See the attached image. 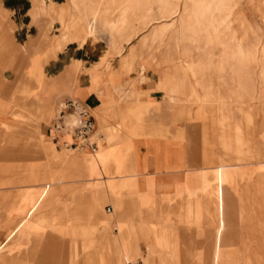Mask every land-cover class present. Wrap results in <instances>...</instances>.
<instances>
[{
  "label": "rangeland",
  "instance_id": "374dc122",
  "mask_svg": "<svg viewBox=\"0 0 264 264\" xmlns=\"http://www.w3.org/2000/svg\"><path fill=\"white\" fill-rule=\"evenodd\" d=\"M58 1L62 2L32 0L30 14L38 34L27 46L36 43L31 46L35 51L44 47V61L70 42L82 45L87 39L74 35L73 18L78 11L89 22L87 13L95 5L102 8L101 20L97 36L88 40L99 41L101 50H106L88 68H82L79 60L72 61L51 81L40 69L26 68L27 61L39 54L29 55L26 47L16 45L10 28L0 21V264H126L137 258L146 264H155L154 258L157 264H164L166 258L170 259L166 264H180L177 239L171 240L174 231H136L113 220L116 203L109 164L115 161L119 172L128 171L123 170L122 162L130 161L131 140L140 135L141 98L149 95L135 85L148 79L145 73L149 66L150 77L155 72L159 80L165 74L172 75L168 86L178 87L182 93L174 99L168 96L170 101L211 104L218 109L237 104L245 115L252 110L264 115V0H80L76 5L71 0ZM7 14L0 6V19ZM63 31L70 33V40L62 49L55 51L49 44L38 43L45 33L57 40ZM195 31L200 35L194 36ZM142 45H147L144 53ZM141 64L147 66L143 74ZM164 65L167 70L162 69ZM220 66L231 68L241 78L232 91L226 88L221 97L207 100L196 88H203ZM81 71L88 75L87 90L101 99L98 107L91 108L97 133L103 135L95 151L62 145L70 135L57 133L52 125L55 112L64 106L65 91L78 87ZM195 72H201L203 84L195 83ZM125 80L130 85H121ZM186 83L192 93L189 100L186 95L181 97ZM161 86L158 84L159 89ZM117 88L142 94L121 97L114 93ZM52 90L58 93L50 101L45 96ZM54 135L59 136L57 142ZM238 147L239 161L252 158L246 139L242 145L238 140ZM109 196L111 213L105 205ZM263 196L264 188L260 201L264 211ZM191 205L186 217L199 224V204ZM219 211L210 261L205 262V255L199 252L194 264H215ZM225 221L228 227L221 247L226 249L227 259L218 264H264V213L259 214L260 229L243 230L237 246L236 240L233 246L225 245L227 238L237 237V231L230 230L231 218ZM138 232L149 240L145 258L138 253Z\"/></svg>",
  "mask_w": 264,
  "mask_h": 264
},
{
  "label": "crops",
  "instance_id": "0c3cea01",
  "mask_svg": "<svg viewBox=\"0 0 264 264\" xmlns=\"http://www.w3.org/2000/svg\"><path fill=\"white\" fill-rule=\"evenodd\" d=\"M32 5V0H0V6L8 11V16L4 15L0 21L10 28L8 31L13 42L26 47L25 51L29 55L39 54L37 59L27 61L26 68L40 69L44 78L52 81L67 70L74 60L81 61L82 68H88L99 61L106 49L101 50L99 41L88 40L95 37L88 34V22L77 10V15L73 18L74 35L87 40L82 45L74 42L65 45L70 40L69 32L63 31L57 40L45 33L38 43L49 44L55 51L65 46L56 56L42 61L41 55L45 48L40 47L35 51V47H31L36 44L34 42L27 46L38 34L37 25L30 14ZM62 35L66 36L65 41ZM146 46H141V52H145ZM193 53L198 54V51ZM171 56L169 54L168 57ZM15 68L20 69V66ZM149 69L148 72L152 70L151 66ZM162 69L167 70V66L164 65ZM146 70L147 66L141 64V73ZM148 72L145 73L148 79L135 85L142 91H148L149 95L141 98L144 109L138 124L140 135L131 140L130 161L122 162L123 170L128 171L119 172L115 161L109 164L112 172L110 184L113 185V199L116 203L113 220H120L124 222L126 229L132 227L136 231L147 228L158 233L164 230L174 231L175 235L171 240L173 242L177 239L180 264H194L199 252H203L204 261L209 262L218 209L220 225L217 230L221 227L223 231L217 235L219 238L216 239V244H224V232L228 227L225 218L229 222L231 218L230 230L237 231L236 239L233 236L229 237V241L226 239V247L233 246L235 240L237 246L243 230L260 229L259 214L264 213L260 205L261 190L264 188V115L260 110H252L249 115H245V111L239 109L237 104L218 109L217 105L201 106L195 102L170 101L168 96L174 99L182 93L178 87L168 86L172 75L165 74L159 80L156 72L153 77L148 76ZM193 75L196 84H203L201 72ZM240 78L241 75L231 68L220 66L203 84L204 87H197L196 90L207 100L221 97L225 94L224 89L232 91L233 85ZM77 80L78 87L65 91L64 100L65 103L75 100L89 111L94 120L91 141L98 149L103 135L97 133L98 124L91 108L98 107L101 99L95 92L87 90L89 79L84 71L78 73ZM31 81L36 85L34 80ZM126 81L128 80L121 85H130ZM187 83L183 85L181 97L186 95L189 100L192 93ZM158 84H162L163 89H159ZM243 89L247 90L246 87ZM57 93L52 90L45 98L52 101ZM114 93L121 97L142 94L131 88L128 91L117 88ZM248 117L251 120H245ZM238 132L240 139L237 138ZM52 139L57 142V136L54 135ZM245 139L252 158L239 161L238 140L242 145ZM70 141L63 139L62 145ZM196 203L199 204L198 213L201 215L199 224L186 217L189 204L194 208ZM105 205H110V213L113 212L110 196ZM193 213L196 211L193 210ZM97 223H101V217ZM114 231L117 232V228ZM138 233V253L145 258L149 240L141 232ZM68 259L67 255L66 261ZM152 261L158 263L157 258Z\"/></svg>",
  "mask_w": 264,
  "mask_h": 264
},
{
  "label": "built area",
  "instance_id": "2783aa9c",
  "mask_svg": "<svg viewBox=\"0 0 264 264\" xmlns=\"http://www.w3.org/2000/svg\"><path fill=\"white\" fill-rule=\"evenodd\" d=\"M69 114L74 115V121L67 123L66 117ZM53 129L60 134H69L71 141L64 142V146L70 148H89L91 151L96 150V145L91 141V135L94 130V120L86 107L82 106L75 100H68L55 112L53 119ZM107 212L111 211V206H106ZM126 264H146L141 259L126 262Z\"/></svg>",
  "mask_w": 264,
  "mask_h": 264
},
{
  "label": "bare ground",
  "instance_id": "6f19581e",
  "mask_svg": "<svg viewBox=\"0 0 264 264\" xmlns=\"http://www.w3.org/2000/svg\"><path fill=\"white\" fill-rule=\"evenodd\" d=\"M78 1H80V0H71V2H73L75 5L76 4H78ZM73 5V4H72ZM78 6H76V8H77ZM74 8V7H73ZM89 11V10H88ZM101 11H102V8L100 7H96L95 5H92L91 6V12L89 13H87V15L90 17V19H89V22H88V25H87V29H88V34L90 35V36H92V37H95V36H97V33H98V25H99V23H100V20H101ZM210 12V11H209ZM75 18V17H74ZM88 18V17H87ZM123 19V18H122ZM121 19V20H122ZM108 20V19H107ZM123 21V20H122ZM195 21V20H194ZM198 21V20H197ZM207 21V20H206ZM108 22V21H107ZM107 22H105V23H107ZM199 22V21H198ZM197 23V22H196ZM104 24V23H103ZM119 24V23H118ZM203 25H204V23H202ZM107 25H108V23H107ZM106 25V26H107ZM121 25V24H120ZM110 26V25H109ZM124 26V25H123ZM201 26V25H200ZM108 27V26H107ZM119 27V26H118ZM197 27H199V26H197ZM204 27V26H203ZM207 27V26H206ZM196 28V27H195ZM106 29V28H105ZM123 29H126V28H123ZM122 29V30H123ZM118 30H119V28H118ZM193 31H194V28H193ZM109 34H111L110 32H108ZM117 33V32H116ZM197 33H199L198 31L196 32H192V34L195 36ZM114 35V34H113ZM112 35V36H113ZM155 35V34H154ZM153 35V36H154ZM191 35V34H190ZM198 35V34H197ZM196 35V36H197ZM199 35H200V33H199ZM152 36V37H153ZM156 36V35H155ZM158 36V35H157ZM111 37V36H110ZM159 37V36H158ZM158 37H156L155 39H157ZM192 39L194 38V37H192V36H190ZM62 38H63V40L65 41L66 40V36L65 35H62ZM114 38V37H113ZM188 38V37H187ZM154 39V40H155ZM159 39V38H158ZM192 39H190V40H192ZM197 39V38H196ZM209 39H212V38H209ZM218 39V38H217ZM194 40H195V38H194ZM153 41V40H152ZM186 41V40H185ZM187 42V41H186ZM188 42H190V41H188ZM193 42V41H192ZM112 43V42H111ZM114 43V42H113ZM191 43V42H190ZM145 44V43H144ZM192 44V43H191ZM214 45V44H213ZM113 46V45H112ZM114 46H116L115 44H114ZM183 46H187V44H185V45H183ZM189 47V46H188ZM74 121V115L73 114H69V115H67V122L68 123H72ZM58 138H59V136H57ZM67 141H70V140H67ZM85 149H87V148H80V149H77V150H85ZM220 190H221V186H220ZM224 199V198H223ZM222 207V206H221ZM223 211H221V213H222ZM222 231H223V228H219V230H218V234H221L222 233ZM227 252H226V249H224L223 247H221V245L219 244V243H217L216 244V251H215V256H214V259H215V264H218L219 263V261H221V262H223V261H225L227 258ZM168 262H170V259L169 258H166V260H165V262H164V264H166V263H168Z\"/></svg>",
  "mask_w": 264,
  "mask_h": 264
}]
</instances>
